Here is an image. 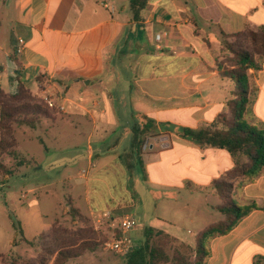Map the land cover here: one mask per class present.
Here are the masks:
<instances>
[{
    "label": "crops",
    "instance_id": "1",
    "mask_svg": "<svg viewBox=\"0 0 264 264\" xmlns=\"http://www.w3.org/2000/svg\"><path fill=\"white\" fill-rule=\"evenodd\" d=\"M130 2L0 0V90L14 95L22 85L40 99L53 93L58 106H65L35 129L15 128V150L20 158V134L33 140L30 134L43 124L59 126L49 136L55 149L72 136L82 141L74 162L86 164L78 178L93 219L108 210L118 218L132 214L137 230L136 214L124 211L139 206L143 228L164 231L180 207L188 206L182 205L183 194H197L204 209L198 207L190 219L202 232L225 219L211 222L205 214L222 204L210 186L235 168V160L224 148L198 145L178 132L213 124L227 110L236 83L222 77L217 66L222 33L264 26V0H146L138 11ZM250 73L258 90L249 118L264 129V63ZM146 119L155 121L159 132L147 136L139 155L135 131ZM45 151L48 160L54 157L48 146ZM27 158L9 178L14 173L27 180L33 160L30 180L45 176L55 183L56 171ZM57 171L63 175L60 183L73 187L76 177L68 164L60 161ZM137 189L141 198L134 195ZM212 199L219 203L212 206ZM233 200L258 208L227 235L209 240L206 264H264V172L235 189Z\"/></svg>",
    "mask_w": 264,
    "mask_h": 264
},
{
    "label": "rangeland",
    "instance_id": "2",
    "mask_svg": "<svg viewBox=\"0 0 264 264\" xmlns=\"http://www.w3.org/2000/svg\"><path fill=\"white\" fill-rule=\"evenodd\" d=\"M253 50L258 51L260 47H253ZM221 57L225 58L229 67L236 66L235 56L230 51L223 49L222 44ZM1 102L3 100L0 96ZM20 115L16 113L15 117L21 118ZM248 120L251 119L248 118ZM10 121L8 120V123H11ZM45 121L43 120V123L49 122ZM58 130H60L59 126L47 129L46 124H43L42 128L30 134V138L33 140L20 134L18 146L20 158H14L10 154L4 160V164L13 170L21 165H26L28 163L26 157L28 160L33 157L37 164L45 165L56 173L54 174L55 183H52L51 179L47 181L45 176H41L39 181L30 180L35 167L33 160L31 163L29 162L31 165L27 170V177H29L27 180L14 173L9 180H5L0 172V264H11L13 261H17L18 264H125L123 258L117 256L107 247V243L112 237L111 224L105 223L99 226L87 209L84 194L86 186H84L83 180L78 178L79 170H83L86 164L74 162L77 149L82 148V141L74 139L72 136L70 137L72 139L65 140L64 148L59 150L56 147L55 149V143L49 136L55 135ZM46 146L50 148V155L54 154V157L49 160L45 151ZM56 160L67 163L76 177L75 182L72 183L73 187L70 189L66 187L65 183L59 181L63 175L57 171L59 162ZM51 164L54 166L49 167ZM134 185L133 182L130 183L131 191ZM35 187H38V191L31 192L30 189ZM139 188L142 190L141 187ZM119 189L120 187L117 185L113 190L118 191ZM134 195L136 198H141L140 190L134 191ZM96 196L92 195V199H95ZM73 198L76 206L80 207L84 214L73 210L79 209L74 205ZM215 199H212L210 203L212 206L219 203ZM181 202L182 205L187 203L188 206H181L174 220L171 221V225H167L163 229L172 237L158 234L151 238V242L163 250L170 259L177 256L194 261L196 259L195 237L203 227L193 224L190 218L198 207H200V212L203 211L204 203L197 194L194 196H184L183 194ZM140 209L137 206L135 209L124 211L136 214L140 221L138 229H133L129 233L131 238L137 240L136 245H143L146 241L145 229L141 225L144 224V220L141 217ZM205 215L211 222L224 219V215L215 210H211ZM121 217L123 216L119 218ZM20 226L31 243L21 240L20 234L17 235L18 239L14 243L12 242L17 232L20 233L18 230ZM60 251L68 257L57 261ZM160 264L171 263L161 262Z\"/></svg>",
    "mask_w": 264,
    "mask_h": 264
},
{
    "label": "trees",
    "instance_id": "3",
    "mask_svg": "<svg viewBox=\"0 0 264 264\" xmlns=\"http://www.w3.org/2000/svg\"><path fill=\"white\" fill-rule=\"evenodd\" d=\"M145 3L146 0H131L130 5L133 11H138L143 9ZM222 45L223 49L230 51L236 58V66L231 67L225 58L217 59L221 76L232 79L236 83L232 97L228 101V108L213 124L198 129L181 127L178 134L201 146L224 148L233 156L235 168L225 177L215 180L210 186V189L222 200L217 210L225 216V219L211 224L196 235L194 261L177 256L170 259L163 250L152 244L151 238L158 234L166 237L171 235L149 227L145 229V243L136 245L131 254L123 258L125 264H160L161 262L206 264L210 256L209 240L215 236L227 235L251 211L258 208L255 204L247 206L236 204L233 193L235 189L246 183L254 182L264 172V129L259 122L248 120L252 116V104L258 90L250 70L259 71L264 63V26L259 27L257 31L248 29L234 35L222 33ZM257 46L260 50H253V47ZM38 80L41 81V78ZM0 96L3 100L0 103L2 106L0 108V172L5 180H8L11 171L4 164V160L10 154L14 158L18 157L15 150L17 146L15 128L26 126L35 129L42 118L51 117L52 112L57 109H50L44 103V99L34 96L22 85L18 87L14 95L0 90ZM5 107L7 109H4ZM16 113L21 114L22 117L16 118ZM8 120H11V123H8ZM146 120L143 128L135 131L136 152L139 155L143 152L147 136L159 132L155 121ZM73 210L81 213L79 209ZM18 230L20 233L17 232L12 242L14 243L18 239L17 235L20 234L21 240L31 243L21 226ZM61 252L57 261L68 257ZM11 264H18V262L13 261Z\"/></svg>",
    "mask_w": 264,
    "mask_h": 264
},
{
    "label": "built area",
    "instance_id": "4",
    "mask_svg": "<svg viewBox=\"0 0 264 264\" xmlns=\"http://www.w3.org/2000/svg\"><path fill=\"white\" fill-rule=\"evenodd\" d=\"M161 36L158 35L157 39L160 40ZM20 43H23V40H20ZM22 51V47L17 48V53ZM44 103L50 109H56L59 107L60 110H64V105L57 104V100L53 93L45 92L44 93ZM96 224L99 226L103 224H111L112 237L107 243L108 249L121 258L128 257L133 251L135 244L129 233L131 230L135 229L138 225L136 218L132 214H126L121 218L114 217L111 211H103L99 214L98 217L94 219Z\"/></svg>",
    "mask_w": 264,
    "mask_h": 264
}]
</instances>
